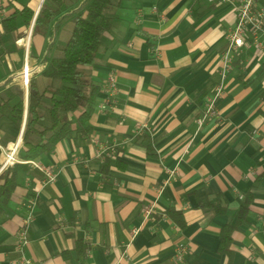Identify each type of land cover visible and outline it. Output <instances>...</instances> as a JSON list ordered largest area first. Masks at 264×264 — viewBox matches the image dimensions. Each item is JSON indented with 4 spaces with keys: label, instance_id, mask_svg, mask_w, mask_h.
I'll list each match as a JSON object with an SVG mask.
<instances>
[{
    "label": "crops",
    "instance_id": "0c3cea01",
    "mask_svg": "<svg viewBox=\"0 0 264 264\" xmlns=\"http://www.w3.org/2000/svg\"><path fill=\"white\" fill-rule=\"evenodd\" d=\"M54 1L0 0L2 20L17 14L12 32L0 23V101L6 91L21 90L27 109L22 73L29 34V83L40 90L51 83L42 74L47 62L89 2L66 0L46 30L34 24L30 31L36 14ZM238 5L124 0L111 12L103 50L88 70L100 89L91 130L75 132L34 160L56 174L52 184L43 186V173L20 163L16 189L0 202V264H14L22 254L31 264H228L219 252L227 225L236 226L231 264H264V24L258 43L249 38L236 52L216 116L197 123L220 82L225 35L236 24ZM110 74L116 76L112 95L102 91ZM25 122L26 112L20 127L0 117V164L1 147L22 136ZM138 125L147 128L138 132ZM247 195L250 209L238 224ZM32 198L29 242L21 252L17 232ZM153 202L157 211L145 222L142 209ZM169 209L181 213L182 227ZM180 243L187 250L176 261Z\"/></svg>",
    "mask_w": 264,
    "mask_h": 264
},
{
    "label": "trees",
    "instance_id": "16d2710c",
    "mask_svg": "<svg viewBox=\"0 0 264 264\" xmlns=\"http://www.w3.org/2000/svg\"><path fill=\"white\" fill-rule=\"evenodd\" d=\"M65 1L55 0L54 7L44 5L36 20V28L46 30ZM123 1L89 0L82 6L75 18L69 40L58 49L56 56L48 60L42 73L51 83L40 90L35 82L30 81L27 109L21 90L15 93L12 90L6 91L8 97L0 101V117H6L20 127L26 112L20 159L35 160L50 153L59 141L75 132L88 134L91 130L88 123L100 89L93 83L88 70L97 63L103 50L102 37L111 29V12ZM30 14L28 13V18ZM16 16L14 13L6 19L0 18L4 33L15 29ZM2 44L3 35H0V46ZM13 99L15 101L11 103ZM22 168L24 165L18 163L1 175L0 180L3 181L0 182V202H7L16 189V175ZM251 200V195L245 196L239 209L238 224L245 219ZM167 214L176 224L183 226L180 212L169 209ZM235 228L236 226L227 225L220 231L219 252L229 257L228 264H231L230 244Z\"/></svg>",
    "mask_w": 264,
    "mask_h": 264
},
{
    "label": "built area",
    "instance_id": "2783aa9c",
    "mask_svg": "<svg viewBox=\"0 0 264 264\" xmlns=\"http://www.w3.org/2000/svg\"><path fill=\"white\" fill-rule=\"evenodd\" d=\"M213 3L216 0H208ZM41 11V10H40ZM39 11V13H40ZM39 13L36 14L34 22L32 23L31 30H33L34 24H36V20L38 18ZM264 7H258L256 0H239V5L237 8V21L234 27L229 29L225 35L227 40V47L221 54V66H220V82L215 87L214 92L207 98L205 107L202 115L197 119L198 125H202L208 118L216 116V103L218 99L224 93L225 80L229 71L232 68L233 60L236 52L241 49L246 40L251 38L255 43H258V34L263 29L264 24ZM30 43V34L28 35L24 45L26 49V64L22 73L23 84L27 87L29 84L30 78V67L28 63V48ZM103 92L108 93L110 95L114 94L116 91V76L114 74H110L106 81L105 86L102 88ZM147 128L145 125H138V132H142ZM22 147V136H20L16 141L9 144L7 147L2 149V162L0 164V176L6 172L10 167L14 166L18 163H29L41 171L44 175L43 186L52 184L56 181V174L47 167L42 166L38 162L31 161H23L19 158V152ZM101 156V153H100ZM174 173V171H172ZM162 190V189H161ZM27 213L23 219L22 226L17 232L18 243L17 247L22 252L24 247L28 244V228L30 223L33 220L35 200L32 198L26 204ZM157 211V203L153 202L147 204L142 209V217L143 221H150L153 219ZM140 231L139 227L132 229V236L138 234ZM187 246L184 243H180L175 250L176 261H182L184 255L186 253ZM14 264H31L30 260L22 254L20 259L16 261Z\"/></svg>",
    "mask_w": 264,
    "mask_h": 264
}]
</instances>
